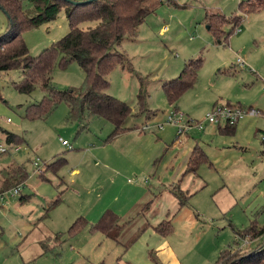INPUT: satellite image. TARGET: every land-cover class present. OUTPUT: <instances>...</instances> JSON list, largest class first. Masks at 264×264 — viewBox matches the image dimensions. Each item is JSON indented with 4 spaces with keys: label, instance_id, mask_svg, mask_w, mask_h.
I'll list each match as a JSON object with an SVG mask.
<instances>
[{
    "label": "rangeland",
    "instance_id": "374dc122",
    "mask_svg": "<svg viewBox=\"0 0 264 264\" xmlns=\"http://www.w3.org/2000/svg\"><path fill=\"white\" fill-rule=\"evenodd\" d=\"M242 1L172 0L159 4L147 0L151 13L135 42H124L119 48L132 72L116 66L108 74L107 93L132 109L123 126L140 129L148 124L154 128L146 134L158 137L161 131L155 126L170 112L203 122L204 132L188 133L205 150L210 163L199 167L198 176L186 177L182 189H187L191 198L180 211L173 210L175 197L169 193L174 186L171 166L176 165L180 152L168 168L165 163L155 164V174L145 176L134 170L116 175L101 165L96 167V161L109 158L115 148V143L104 146L113 130L109 122L90 118L87 130L78 132V125L68 120L64 103L45 120L28 121L26 108L39 103L43 92L36 88L30 95L19 94L13 87L19 72L0 73V128L24 138L18 152L12 149L0 154V170L14 162L24 165L28 173L24 185L15 187L20 189L19 195L6 194L2 201L0 264H159L154 252L164 241L176 255L175 264H214L220 252L233 245V229L243 231L253 223L264 226V8L244 16L240 31L234 28L228 45L223 46L216 45L205 19L213 13L237 14ZM7 25L0 10V33ZM222 28L230 30L226 25ZM68 31L63 9L53 21L23 34L29 55L37 56ZM199 57L203 66L196 84L174 110L161 85L178 77L185 62ZM238 59L244 68L237 65ZM51 79L60 91L80 89L85 83L84 73L74 62L65 68L56 62ZM226 105L253 108L259 115L245 117L233 135H221L216 125L204 119L214 108ZM164 131L175 138L174 127L166 126ZM60 140L71 148L62 146ZM0 148H7L1 134ZM56 158L66 159L65 165L56 171L46 169ZM37 160L41 168L36 171L32 163ZM143 197L151 202L145 210ZM21 198L24 201L20 202ZM106 210L118 214L122 222H130L119 244L93 233L88 226L74 237L67 235L77 218L95 223ZM168 213L166 222L171 221L173 233L163 238L149 225ZM145 215L151 216L149 225ZM237 242L245 250L257 244L249 238Z\"/></svg>",
    "mask_w": 264,
    "mask_h": 264
},
{
    "label": "trees",
    "instance_id": "16d2710c",
    "mask_svg": "<svg viewBox=\"0 0 264 264\" xmlns=\"http://www.w3.org/2000/svg\"><path fill=\"white\" fill-rule=\"evenodd\" d=\"M158 2L164 4L171 3L172 0ZM146 3L147 0H95L89 4L74 5L64 0H0V10L5 14L8 24L5 32L0 33V73L19 72V80L13 83L14 90L19 94L30 95L36 88L44 94L39 103L26 108L25 119L45 120L59 104L64 103L68 108V120L78 125V132L87 130L90 118L104 119L113 126L105 143L127 131L123 124L133 114L132 109L107 93L108 74L116 66L132 72L128 59L117 47L138 35L141 24L151 13ZM263 8L264 0H245L239 3L237 14L229 17L219 13L206 15L215 43L227 45L234 28L241 27L244 16ZM63 9L66 12L68 33L37 56H30L23 34L53 21ZM85 23L93 26L84 27ZM224 25L229 26L228 32L222 28ZM56 62L62 68L71 62L76 63L85 75L83 87L64 91L55 89L51 73ZM202 65L201 57L190 59L184 63L178 77L162 84L167 103L174 110L183 94L196 84ZM138 98L142 101V89ZM217 127L221 135H233L235 130V125ZM0 134L7 146L1 149L0 154L9 153L24 143V138L17 133L0 128ZM65 163L64 158H56L45 167L56 171ZM203 164H209V159L197 145L191 151L184 175H196ZM0 175V193L23 185L28 178L25 166L17 163L1 170ZM170 193L178 201L179 209L189 205L191 196L181 190L180 181L170 189ZM150 204L151 202L144 205L143 210ZM129 224L130 222H122L118 215L107 210L92 225L83 217L77 218L67 235L74 237L88 226L93 233L97 232L119 244L120 235ZM154 231L162 237L171 235V221H162ZM233 232L236 236L233 245L220 252L214 264H264V226L258 227L253 223L243 231L233 229ZM241 238H249L250 241H257V244L254 248L245 250L237 242Z\"/></svg>",
    "mask_w": 264,
    "mask_h": 264
},
{
    "label": "crops",
    "instance_id": "0c3cea01",
    "mask_svg": "<svg viewBox=\"0 0 264 264\" xmlns=\"http://www.w3.org/2000/svg\"><path fill=\"white\" fill-rule=\"evenodd\" d=\"M73 1H84V0H73ZM135 40H136V38L126 40L124 42H135ZM122 44L117 47L118 51H119V48L122 46ZM217 46H223V45H217ZM122 70L127 71L125 69H122ZM165 82H167V81H165ZM249 118H255V117H249ZM240 122H238L235 125L234 133H235V131L238 127V124ZM167 127L173 128V126H167ZM124 128H126L127 131H125L122 134H119L117 137H115L110 142H107V143L104 142V146L105 145L107 146L109 144L111 145V144L115 143V148H113V154H111L109 158L103 157L102 160L100 161V163H98V161H96L95 166L98 167L99 165H101V166H103L104 169H106L110 173L116 174V175H120L121 173L128 172L130 170H134L136 173H138L142 176H145L146 174H149V173L155 174L154 168H153V166H155V164L157 165L159 163H165L166 168H168V165H171L173 163V161L176 159L175 155L178 152H180L181 155L178 158L176 165L171 166V168L174 172L173 183L175 186L176 183L178 181H180L181 190L183 192L187 193V189H185V190H184V188L182 189V185L185 182L186 177L187 176L196 177L197 174L196 175H192V174L184 175L185 170H186V166H187V163H188V160H189V157H190V154H191L193 147H195L197 145L200 146L199 144H197V142H195L193 140V138L189 135V133L184 135L180 144H177L175 142L174 136L172 134H169L168 132H165L164 129L159 130L161 132L158 134V137H156L153 134H146V132L150 131V129H152L154 127H150V129H148L146 131H141L139 128L135 129V128H130V127H126V126H124ZM193 130H196V129H193ZM196 131L197 132H202V131L204 132V129L202 131H198V130H196ZM17 148H18V150H17ZM2 149H4V148H2ZM14 150L16 152H18L19 147H15ZM1 151L2 150L0 148V152ZM207 157H208V155H207ZM209 163H210V161H209ZM13 164H14V162H13ZM32 165H33V163H32ZM3 169H5V168H3ZM3 169H1V170H3ZM1 170H0V172H1ZM184 185H186V183ZM0 186H1V181H0ZM0 190H1V187H0ZM3 193H5V192H3ZM19 193H20V191H19ZM169 193H170V190H169ZM168 195H170V194H168ZM14 197H16V196H13V198ZM144 198L145 197H143L141 202L143 204H144V202H145V204L149 203L148 201L146 202L144 200ZM21 200L24 201V198H21L20 202H22ZM2 201L0 202V208L2 206ZM142 203H138V204H142ZM135 205H137V204H135ZM174 206H175V209H173V210H176V209H177V211L181 210V209H179L178 201L176 200V198H175ZM116 215H118V214H116ZM169 215H170V213L165 214L159 220L160 222L156 221L157 224H155V225H149L150 224L149 219L151 216L145 215L144 219L147 221V224L149 226L153 227V230H154V228L157 225H159L162 221H166L167 219H170ZM95 223H91V225L95 224ZM163 238H165V237H163ZM56 239H58V238H56ZM154 254H155V260L158 261L159 264H175V263H177L176 255H175L174 251L172 250V248L170 247L169 243L166 241L162 242L160 245H158L155 248Z\"/></svg>",
    "mask_w": 264,
    "mask_h": 264
},
{
    "label": "built area",
    "instance_id": "2783aa9c",
    "mask_svg": "<svg viewBox=\"0 0 264 264\" xmlns=\"http://www.w3.org/2000/svg\"><path fill=\"white\" fill-rule=\"evenodd\" d=\"M240 31V28L237 29V32ZM237 65L241 68H244V63L241 59L237 60ZM264 93V87L262 89ZM259 112L254 110L253 108L243 109L240 106L234 105H226L221 106L218 108H214L204 119L205 123L213 124L216 126H234L245 117H257ZM165 126H173L175 127V142L180 144L185 134H187L190 130L196 129L198 131H202L204 129L203 122H193L185 120V116L179 112H170L166 115L165 119L162 123L157 124L155 126L156 129L162 130ZM151 126L145 124L140 128L141 131H146L150 129ZM261 141L263 144V151H264V135L261 136ZM62 146L70 149L71 146L67 141L60 140ZM18 150V148H17ZM264 153V152H263ZM33 167L37 171L41 168L40 162L37 160L33 162ZM19 188H14L8 192L0 194V202L4 199L6 194L10 196H17L19 195Z\"/></svg>",
    "mask_w": 264,
    "mask_h": 264
},
{
    "label": "water",
    "instance_id": "95a60500",
    "mask_svg": "<svg viewBox=\"0 0 264 264\" xmlns=\"http://www.w3.org/2000/svg\"><path fill=\"white\" fill-rule=\"evenodd\" d=\"M65 2H68L70 4H79V5H82V4H89L95 0H84V1H80V2H76V1H73V0H64Z\"/></svg>",
    "mask_w": 264,
    "mask_h": 264
}]
</instances>
